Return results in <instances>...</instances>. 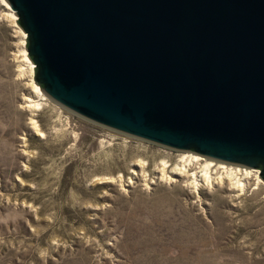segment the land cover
I'll return each instance as SVG.
<instances>
[{
  "label": "rangeland",
  "instance_id": "374dc122",
  "mask_svg": "<svg viewBox=\"0 0 264 264\" xmlns=\"http://www.w3.org/2000/svg\"><path fill=\"white\" fill-rule=\"evenodd\" d=\"M7 11L0 0V264H264L263 181L204 158L187 168L188 181L212 161L211 184L198 176V187L146 188L163 161L173 176L192 153L37 101ZM24 98L40 105L26 109ZM141 170L146 181L135 179Z\"/></svg>",
  "mask_w": 264,
  "mask_h": 264
},
{
  "label": "water",
  "instance_id": "95a60500",
  "mask_svg": "<svg viewBox=\"0 0 264 264\" xmlns=\"http://www.w3.org/2000/svg\"><path fill=\"white\" fill-rule=\"evenodd\" d=\"M6 1L49 99L264 182V0Z\"/></svg>",
  "mask_w": 264,
  "mask_h": 264
},
{
  "label": "bare ground",
  "instance_id": "6f19581e",
  "mask_svg": "<svg viewBox=\"0 0 264 264\" xmlns=\"http://www.w3.org/2000/svg\"><path fill=\"white\" fill-rule=\"evenodd\" d=\"M2 2L4 4V6L6 7V10L9 11V13H6L4 15V17L5 18H9L10 17L14 21V23H16L17 17L15 15V13L12 11L11 7L9 6V4L7 3L6 0H2ZM17 33H18V37L21 38V41L18 44V48L20 49V50H18V52H19V55L20 56L24 57L23 58L24 60H22L21 62H26V63L29 64V73H28V75L27 76L25 74L23 75L24 78L26 79V86H27V88H29L30 90H32V93H35L38 98L40 97L37 100V101H39V100H41V97L43 98V96H45V95L42 93L40 87L35 83V80H34V74H35V72H34V65L31 62V60L29 59V57L27 55L28 52L26 50V38H27V35L22 31L21 28L20 29L18 28V32ZM20 71L23 72L22 69ZM23 100L25 102L24 108H26V109H30L33 106L36 107V105H40V103L35 102V100H33V99H26V98H24ZM30 124L33 127H36L34 120H31ZM187 160L189 161V163L188 164H185V162ZM203 160H204L203 157H201L199 155H195V154H188V155L183 156L182 162L184 164H182V167H180V168L177 167L176 169L172 170L173 176L166 174V167H169V166L167 165V162L163 161V163H162V166L163 167L161 169H159L160 176L157 177V181L152 180L149 183H144V185H145L146 188H151L150 187L151 184L154 185V184H156L158 182L167 181L169 183L170 182H185L187 186L189 185V186H197L198 187V186L201 185L199 183L198 176L199 177H202L207 182V184H211V182H213V180H215L212 177V174L210 172L211 171V167L214 166V164L212 163V161H207V163L202 167V174L201 175H198L197 176V174H193V175H191V177H194V180L193 181H190V182L188 181L190 175L187 174V168H189V166L191 165V163L201 164L199 161H203ZM137 165L138 166H141L140 164H137ZM220 165H221L220 166L221 169H227L228 168V166H226V165H222V164H220ZM232 169L233 168H230L229 171H231ZM244 171H245V173L248 176H249V174L251 175L252 173L255 174V177L258 180V182L259 183L262 182V180H261V178L259 176V174H260L259 171L252 170V169H244ZM226 172H228V170ZM133 173H134V175L136 177L135 179H140L142 181H146V178L143 175V170H141L140 173L138 171H133ZM232 173H234V172H232ZM231 175H233V174H231ZM133 183H134L133 181H130V184H133ZM240 185H241V183H240Z\"/></svg>",
  "mask_w": 264,
  "mask_h": 264
}]
</instances>
